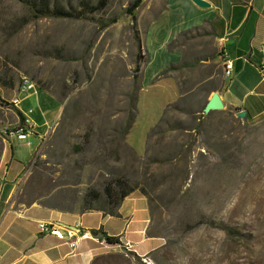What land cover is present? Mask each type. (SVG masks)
<instances>
[{
    "label": "rangeland",
    "instance_id": "obj_1",
    "mask_svg": "<svg viewBox=\"0 0 264 264\" xmlns=\"http://www.w3.org/2000/svg\"><path fill=\"white\" fill-rule=\"evenodd\" d=\"M53 1L77 9L83 0ZM104 1L92 20H30L19 0H0V101L38 110L41 98L53 107L45 132L17 137L18 118L0 103V163L12 152L25 165L18 200L68 188L71 195L51 200L82 210L88 190L123 181L145 198L148 235L162 246L144 258L119 249L92 264H264V118L222 114L191 131L184 109L173 106L144 136L148 115L139 117L135 106L125 14L134 0ZM93 207L107 211L104 200Z\"/></svg>",
    "mask_w": 264,
    "mask_h": 264
},
{
    "label": "crops",
    "instance_id": "obj_2",
    "mask_svg": "<svg viewBox=\"0 0 264 264\" xmlns=\"http://www.w3.org/2000/svg\"><path fill=\"white\" fill-rule=\"evenodd\" d=\"M200 1L208 6L199 7L192 0H142L134 12L143 61L132 80L137 83L138 116L148 115L144 136L173 106L184 109L181 120H191V131L206 117L215 119L222 114L236 118L235 114L245 112L243 120L248 121L264 118V0ZM134 48L135 66V42ZM226 59L233 63L230 77L224 74ZM214 94L223 109L203 114ZM36 103L38 110L28 105L18 110L30 120L29 130L45 132L53 107L41 98ZM34 117L40 122H32ZM29 130L25 136H30ZM2 160L0 264H92L100 256L119 252L117 247L98 243L107 238H121L140 257L161 248V239L148 235L147 203L136 192L123 200L114 216L84 212L76 206L63 210L51 200H59L60 190L25 202L17 197L26 176L25 165L12 152L4 153ZM64 190L62 196L72 194V189ZM41 222L58 228L63 239L41 233Z\"/></svg>",
    "mask_w": 264,
    "mask_h": 264
},
{
    "label": "trees",
    "instance_id": "obj_3",
    "mask_svg": "<svg viewBox=\"0 0 264 264\" xmlns=\"http://www.w3.org/2000/svg\"><path fill=\"white\" fill-rule=\"evenodd\" d=\"M23 7L26 8L30 20H40V19H69V20H92L91 16L95 13L101 12L104 10L105 1H100L97 5H92L89 0H83L79 2V8H66L58 3H55L53 0H19ZM142 0H134L128 5L125 9V14L130 17L132 21V30H133V39L136 45L137 54L135 58V69L133 71L136 74L139 71V66L143 61L142 56V44L140 41L139 33L135 26V10L140 6ZM117 22L116 18L110 19L108 21H101L100 27L106 28ZM168 70L163 71L160 76H164ZM1 106H7V108H12L14 114L19 121V129L22 128L24 136L27 135L29 130L28 120L25 116L15 107L13 103L7 104L0 101ZM28 128V129H27ZM15 132V131H14ZM134 190L129 187L125 182L115 180L113 182L107 183L103 186L101 192L94 190H88L83 197V211H102L110 216L116 214L117 209L120 207L121 203L125 198L130 196ZM104 200L106 204L107 211L94 208L93 202ZM107 246H121L120 243L115 238L106 239Z\"/></svg>",
    "mask_w": 264,
    "mask_h": 264
},
{
    "label": "built area",
    "instance_id": "obj_4",
    "mask_svg": "<svg viewBox=\"0 0 264 264\" xmlns=\"http://www.w3.org/2000/svg\"><path fill=\"white\" fill-rule=\"evenodd\" d=\"M224 63H223V68H224V74H225V76L226 77H230V75H231V72H232V69H233V63L230 61V60H224L223 61ZM262 70H264V65L262 66V68H261ZM23 87H24V89L25 90H31L32 89V85L31 84H29L27 81H25L24 83H23ZM14 105L16 104V101L13 103ZM23 130L24 129H22V128H18V129H16V131L14 132L15 133V135L17 136V137H24V133H23ZM28 133V132H27ZM0 225H1V218H0ZM38 230L41 232V233H44V234H49L50 236H52V237H56V238H59V239H63V237H62V235H61V233H60V231H59V229L58 228H55L54 226H52V225H47V224H45V223H38ZM72 236L70 235V234H68L67 235V238L68 239H70ZM115 239H117V238H115ZM120 243H122V239L121 238H119V239H117ZM106 239H102V240H99L98 241V243L100 244V245H106ZM69 245L71 246V247H73L74 246V243H69ZM107 246V245H106ZM107 247H109V248H115V247H117V248H119V249H123V250H125V251H128V252H132V253H134L135 254V251H133V249H132V247L129 245V244H127V243H123L121 246H107ZM142 258H144V257H142Z\"/></svg>",
    "mask_w": 264,
    "mask_h": 264
},
{
    "label": "water",
    "instance_id": "obj_5",
    "mask_svg": "<svg viewBox=\"0 0 264 264\" xmlns=\"http://www.w3.org/2000/svg\"><path fill=\"white\" fill-rule=\"evenodd\" d=\"M192 2L199 6V7H207L208 5L205 4L204 2L200 1V0H192ZM223 109V105L219 99V96L217 94H214L211 99L208 101V103L205 105L204 109H203V114H208L209 112L212 111H218V110H222ZM237 119H243L245 118V112H239L237 114H235Z\"/></svg>",
    "mask_w": 264,
    "mask_h": 264
}]
</instances>
